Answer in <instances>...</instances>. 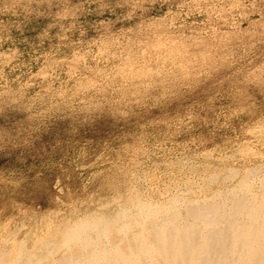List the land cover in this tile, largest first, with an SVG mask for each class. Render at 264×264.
<instances>
[{"label":"rangeland","instance_id":"rangeland-1","mask_svg":"<svg viewBox=\"0 0 264 264\" xmlns=\"http://www.w3.org/2000/svg\"><path fill=\"white\" fill-rule=\"evenodd\" d=\"M263 173L264 0H0V248Z\"/></svg>","mask_w":264,"mask_h":264},{"label":"bare ground","instance_id":"bare-ground-1","mask_svg":"<svg viewBox=\"0 0 264 264\" xmlns=\"http://www.w3.org/2000/svg\"><path fill=\"white\" fill-rule=\"evenodd\" d=\"M256 186L244 175L232 199L218 189L186 202L185 214L175 197L162 203L129 197L119 211L68 222L60 238L53 234L33 249L26 241L1 247L0 264H264V178Z\"/></svg>","mask_w":264,"mask_h":264}]
</instances>
